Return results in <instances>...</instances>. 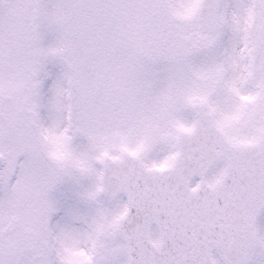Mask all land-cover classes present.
Here are the masks:
<instances>
[{
	"label": "snow or ice",
	"instance_id": "6c2138e0",
	"mask_svg": "<svg viewBox=\"0 0 264 264\" xmlns=\"http://www.w3.org/2000/svg\"><path fill=\"white\" fill-rule=\"evenodd\" d=\"M0 264H264V0H0Z\"/></svg>",
	"mask_w": 264,
	"mask_h": 264
}]
</instances>
